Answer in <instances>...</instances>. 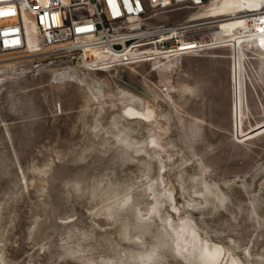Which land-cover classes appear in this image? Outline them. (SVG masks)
I'll list each match as a JSON object with an SVG mask.
<instances>
[{"label":"rangeland","instance_id":"obj_1","mask_svg":"<svg viewBox=\"0 0 264 264\" xmlns=\"http://www.w3.org/2000/svg\"><path fill=\"white\" fill-rule=\"evenodd\" d=\"M261 9L160 11L207 21L170 62L0 55V264H264V50L216 22Z\"/></svg>","mask_w":264,"mask_h":264},{"label":"built area","instance_id":"obj_2","mask_svg":"<svg viewBox=\"0 0 264 264\" xmlns=\"http://www.w3.org/2000/svg\"><path fill=\"white\" fill-rule=\"evenodd\" d=\"M207 1L0 0V55L52 53L94 68L111 67L116 60L127 64L135 53L150 58V49L161 56L171 55L182 46L179 39L187 29L143 27L139 23L175 5H201ZM31 23L40 46L38 51L26 52L27 27ZM186 39L193 40L191 35ZM94 51L103 56L101 61L93 60Z\"/></svg>","mask_w":264,"mask_h":264},{"label":"bare ground","instance_id":"obj_3","mask_svg":"<svg viewBox=\"0 0 264 264\" xmlns=\"http://www.w3.org/2000/svg\"><path fill=\"white\" fill-rule=\"evenodd\" d=\"M221 0H209L201 5H194V4H180V5H175V6H188V7H192V8H203L208 4H212L215 2H218ZM230 1V0H229ZM235 1V0H234ZM158 15H160V11L158 13H156L155 15L142 20L139 25L143 26V27H163V26H175L178 27L180 29H187L185 34H181V36H183V38L179 39V42L181 43L182 46H178L177 49L175 50L174 53L170 54H166V55H159V53L156 50H148V54L149 56H151L150 58H144V57H137V54H131V61H129L127 64L124 63H119L117 60L114 61L115 63L113 65L110 66H102L100 68H96L99 70H114V69H119L122 68L124 66H133L136 64H141V63H163V62H170L174 59H177L179 57L182 56H186L192 53H197L200 51H205L206 50V42L203 41H199L197 39H193L192 41L186 39L187 37H189L190 35L192 36V34H196V33H200L201 30L198 29L199 26L205 24L204 22L207 21H201V22H195V23H181V24H174V25H169V24H160L158 26H151V22L154 20V18H156ZM237 19H241L242 23L246 25V27L248 28V32L250 35V39L251 42L259 49V47L262 48V51L264 50V48L262 47V45H264V9H261L259 11H248L244 14H241L239 16H232V17H227L224 20H219L216 21L217 23L222 22V21H234ZM180 29H175V30H180ZM33 31V33L31 34L30 31ZM188 34V35H187ZM33 38L36 40V42H34ZM26 41H27V48H26V52H35L39 50V38L37 36V30L36 27L33 23H31L28 27H27V37H26ZM147 50V49H146ZM91 56L93 57V60L95 62L101 61V58H103V56L101 54H99L98 52H92ZM118 62V63H117ZM84 65L86 63H83ZM87 68L89 67V65H87ZM97 66V65H96ZM7 74V73H6ZM2 75V74H0ZM5 75V74H4ZM4 79L0 78V87L1 84L3 83Z\"/></svg>","mask_w":264,"mask_h":264},{"label":"snow or ice","instance_id":"obj_4","mask_svg":"<svg viewBox=\"0 0 264 264\" xmlns=\"http://www.w3.org/2000/svg\"><path fill=\"white\" fill-rule=\"evenodd\" d=\"M262 30H264V29H262Z\"/></svg>","mask_w":264,"mask_h":264}]
</instances>
